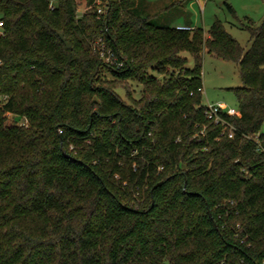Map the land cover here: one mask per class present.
Here are the masks:
<instances>
[{
  "label": "trees",
  "instance_id": "obj_1",
  "mask_svg": "<svg viewBox=\"0 0 264 264\" xmlns=\"http://www.w3.org/2000/svg\"><path fill=\"white\" fill-rule=\"evenodd\" d=\"M103 2L0 0V264H258L264 19L244 48L220 20L180 30L148 0ZM203 52L237 66L232 139L205 117Z\"/></svg>",
  "mask_w": 264,
  "mask_h": 264
},
{
  "label": "rangeland",
  "instance_id": "obj_2",
  "mask_svg": "<svg viewBox=\"0 0 264 264\" xmlns=\"http://www.w3.org/2000/svg\"><path fill=\"white\" fill-rule=\"evenodd\" d=\"M51 5L57 6L58 0H49ZM79 2L77 15L89 10L85 0ZM162 9L158 16L160 24L170 27L189 25L192 28L203 29L207 32L215 20L223 22L227 32L244 48L249 46V32L247 26H258L264 19V0H150ZM98 6L104 10L103 0H98ZM227 4L232 8L229 10ZM186 67L193 68L192 56L185 52ZM150 74L157 76L152 70ZM201 80L203 89V102L218 104L224 108L238 110V102L234 89L241 87V79L237 66L231 62L206 52L202 53ZM124 87L133 91V98L139 99L141 85L129 81ZM124 87H117L116 93L121 99L126 100ZM12 121L11 116L8 123ZM264 132V123L260 129Z\"/></svg>",
  "mask_w": 264,
  "mask_h": 264
},
{
  "label": "built area",
  "instance_id": "obj_3",
  "mask_svg": "<svg viewBox=\"0 0 264 264\" xmlns=\"http://www.w3.org/2000/svg\"><path fill=\"white\" fill-rule=\"evenodd\" d=\"M104 13V10L101 8L97 7L96 9V14L97 17H100ZM2 22L0 21V36L3 34L2 33ZM177 29L180 30H191V27L187 26H179ZM94 47L95 50L97 51V54L99 58L104 61L105 63L109 64H114L117 66H121L122 63L116 60V57L114 55V52L112 51L111 48L107 47L105 42L103 41L102 38H98L94 42ZM204 114L207 120L211 121L213 125H218L222 127V132L221 135L226 136L227 138H234L236 129L234 126H232L228 121L227 117L231 116H240V113L238 110H235L234 108H224L218 104H213V103H205L204 104ZM204 135V129L200 130L198 133L195 134L194 137L199 139V137ZM247 138L253 139L256 141L258 144V136L257 135H248L246 136ZM258 144V148H259ZM246 239L242 240L241 242L243 243ZM258 264H264V257L259 261Z\"/></svg>",
  "mask_w": 264,
  "mask_h": 264
},
{
  "label": "water",
  "instance_id": "obj_4",
  "mask_svg": "<svg viewBox=\"0 0 264 264\" xmlns=\"http://www.w3.org/2000/svg\"><path fill=\"white\" fill-rule=\"evenodd\" d=\"M60 38H61L62 41H64L63 35L60 34ZM66 47L69 48L70 47V44L69 43H66Z\"/></svg>",
  "mask_w": 264,
  "mask_h": 264
},
{
  "label": "crops",
  "instance_id": "obj_5",
  "mask_svg": "<svg viewBox=\"0 0 264 264\" xmlns=\"http://www.w3.org/2000/svg\"><path fill=\"white\" fill-rule=\"evenodd\" d=\"M148 1H149L148 3L154 5V3H152L150 0H148ZM184 26L191 27V26H189V25H184ZM177 27H179V26H177ZM177 27H176V28H177ZM191 28H192V27H191Z\"/></svg>",
  "mask_w": 264,
  "mask_h": 264
}]
</instances>
